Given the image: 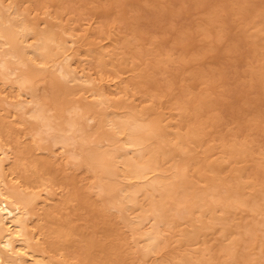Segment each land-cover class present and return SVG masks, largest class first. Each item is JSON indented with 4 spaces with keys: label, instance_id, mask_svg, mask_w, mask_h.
Here are the masks:
<instances>
[{
    "label": "bare ground",
    "instance_id": "obj_1",
    "mask_svg": "<svg viewBox=\"0 0 264 264\" xmlns=\"http://www.w3.org/2000/svg\"><path fill=\"white\" fill-rule=\"evenodd\" d=\"M21 1L0 0V110L25 126L39 151L90 179L80 189L64 176L60 191L49 165L34 163L42 188L36 191L17 175L28 169V151L0 139V264H69L55 255L54 245L45 244L42 224L72 201L87 212L88 225L101 220L107 237L102 244L80 232L83 264H264V175L244 180L249 160L264 171V156L256 158L243 144H211L209 124L199 120L200 110L211 104L207 90L196 96L189 86L182 89L172 110L177 122L158 110L157 96L141 110L119 69L136 60L161 67L169 55L162 57L157 48L132 51L129 41L113 36L108 48L97 47L92 37L106 35L104 30L96 32L91 24L79 35L73 22L63 23L67 0H56L53 21L41 28L44 23L22 9ZM232 1L257 52L253 76L264 91V42L257 49L264 8L252 14ZM217 22L214 18L211 25ZM94 62L96 72L90 67ZM105 70L115 76L102 75ZM145 78L140 74L135 84L144 85ZM216 149L220 158L210 161ZM237 210L255 219L231 221ZM107 213L127 231L129 251L123 252L127 244L105 219ZM68 225L59 224L54 232L67 246L73 234Z\"/></svg>",
    "mask_w": 264,
    "mask_h": 264
},
{
    "label": "rangeland",
    "instance_id": "obj_2",
    "mask_svg": "<svg viewBox=\"0 0 264 264\" xmlns=\"http://www.w3.org/2000/svg\"><path fill=\"white\" fill-rule=\"evenodd\" d=\"M231 1L67 0L70 8L62 12V17L65 24L73 22L79 35L89 30L91 24L96 32L104 30L106 35L92 37L97 47L108 48L109 36H113L119 41H129L132 51L157 48L162 57L169 55L170 61L161 67H155L152 60L147 62V66L142 65L144 61L136 60L137 65L122 64L119 69L120 77L131 85V98L139 108H146L150 97L157 96L160 99L158 110L177 122V114L172 110L182 89L189 86L196 96L207 90L211 104L200 110L199 120L209 124L211 144L247 145L256 158H261L264 156V91L253 76V70L259 66V62L253 45L246 40L239 5L235 3L232 7ZM21 3L22 9L30 11L33 18L40 20V24L44 23L41 28L45 27L46 22L53 21L51 15L58 10L56 0H22ZM237 3L245 5L252 14L264 8V0H239ZM214 18L218 22L211 25ZM206 33L209 37L205 36ZM250 33L253 34V31ZM263 38L261 36L257 41L258 50L263 46ZM85 55L82 53L83 57ZM89 65L85 64L86 67ZM90 67L95 72L98 70L96 62ZM140 74L146 76L141 86L135 84ZM200 74L209 78V84H203ZM102 75L110 78L115 76L109 70L102 71ZM14 121L0 110V139L14 150L28 151L25 156L28 169L17 175L22 180L27 179L30 187L37 188L36 191L42 190L40 180L34 178L37 173L33 171L34 163L41 162H46L50 170L54 171L51 177L60 191L65 189L64 176L75 179L80 189L89 183L90 177L85 171L74 172L53 155L39 151L25 126L15 125ZM219 158L220 152L216 149L211 153L210 161ZM246 169V182L263 178L264 171L251 160ZM54 214L52 220L42 224V238L46 245H54L55 255L63 257L69 264H83V257L79 255L81 250L77 246L81 241L79 234L82 230L95 236L100 243H106L101 220L88 225L87 212L78 209L75 201ZM229 217L234 222L252 221L255 214L237 210L231 212ZM105 219L116 225L114 213H107ZM65 222L73 230L72 245L69 246L58 241L54 235L59 224ZM116 227L122 243L127 244L123 252L129 251L131 243L127 231L121 226ZM215 237H211L213 244ZM165 258L169 259L167 253Z\"/></svg>",
    "mask_w": 264,
    "mask_h": 264
}]
</instances>
